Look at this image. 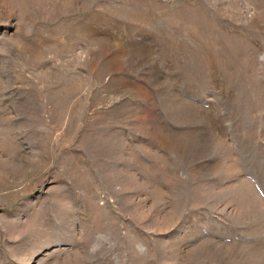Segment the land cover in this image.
I'll return each mask as SVG.
<instances>
[{
    "label": "rangeland",
    "instance_id": "obj_1",
    "mask_svg": "<svg viewBox=\"0 0 264 264\" xmlns=\"http://www.w3.org/2000/svg\"><path fill=\"white\" fill-rule=\"evenodd\" d=\"M0 264H264V0H0Z\"/></svg>",
    "mask_w": 264,
    "mask_h": 264
}]
</instances>
